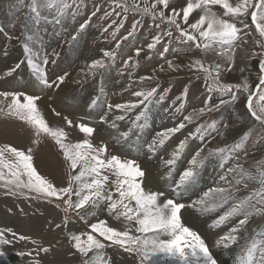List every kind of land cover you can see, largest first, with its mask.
I'll list each match as a JSON object with an SVG mask.
<instances>
[{"label":"snow or ice","instance_id":"obj_1","mask_svg":"<svg viewBox=\"0 0 264 264\" xmlns=\"http://www.w3.org/2000/svg\"><path fill=\"white\" fill-rule=\"evenodd\" d=\"M107 2L110 7L114 6L112 11L105 10L103 15H98L101 12L99 0H92L90 14L87 12V0H30L29 13L21 25L23 39L10 35V31L19 22V13L13 19L5 18L4 23H0V34L9 42L18 40L23 53V58L13 67L0 72V78L8 80L14 77L24 65L31 72L33 87L39 88L38 92L32 94L23 90H0V117L23 122L34 136L31 140L33 146L26 150L10 143H0V188L7 189L6 195L29 198L30 194H35L33 198L54 203L57 209L61 208V203L57 201H61L65 215L62 223L54 225L56 229L67 228V214L75 212L90 229L79 234L67 233L70 255L77 259L78 264H114L110 255L106 258L103 251L106 248L113 249L117 256L122 250L133 256L136 264H231L230 250L235 248L238 250L235 264H264V223L251 230L248 228L254 217L264 221V159L259 160L253 168L246 169L243 166L250 151L248 141L253 135L257 138L251 150L264 149V0H185L182 6L173 4L172 0H152L151 3L142 0L143 6L137 0H131V3L129 0ZM215 6H219L222 12L213 10ZM117 8L125 15L119 24L117 19H112L103 31L107 32L113 25H117L116 30L122 28L129 12L138 13L141 19H134L131 30L122 41L134 36L145 17L150 18L157 28L167 23L168 31L154 36L147 44V49L155 50L157 45H161L158 55L165 61L168 70L203 73L206 91L209 94L218 93L220 97L218 102L213 103L209 96L203 106L184 115L176 126L157 132L151 139L145 140L144 134L151 127V108L163 103L170 89H164L162 93H158L159 86L137 90L132 93L137 98L135 101L113 105L107 99L104 77L110 73L116 52L105 50L102 58L92 60L86 65L87 71L78 75L83 77L84 82L91 78L96 84L85 104V116L90 121L93 114L98 115L99 122L113 130L112 138L118 146L135 152L137 157L147 152L148 158L152 159L171 137L187 125L206 114L219 112L225 106L236 105L242 98L245 99V112H231V123L214 120L198 124L170 151L167 159H162L163 166L168 169L163 178L172 180L176 166L189 146V140L200 142L187 166L170 185L171 196L164 191L147 190L143 186L146 173L138 159L109 155L106 144L94 145L91 137L96 129L90 123L80 122L77 127L85 138L71 142L64 128L49 125L38 105L46 90H54V86L59 89L69 75L64 72L49 78L47 66L50 54L44 50L43 35H49L51 42L71 29L69 39L64 42L68 44L70 54L76 55L86 49L94 38L89 32L93 18L107 20L113 13L119 18L121 13L116 12ZM197 10L200 13L198 19L190 23V17ZM42 12H48L49 15H43ZM78 17L83 18L78 20ZM249 17L251 25L255 26L254 32L259 36L253 50L244 58L246 63L252 59L257 61L258 82L254 85L249 80L251 68H236L235 65L236 50L246 44L247 37L251 35V32L246 31L250 28ZM29 22L33 29L31 31ZM172 28L178 33L176 42L187 45V51L172 46ZM5 29H9V32ZM112 35H115V31ZM165 36L168 38L167 43H163ZM122 41L116 44V49L120 48ZM193 46L204 54L216 52L223 63L206 65L196 58L182 64L166 56L170 51L177 57L187 55ZM142 50L137 48L136 55L139 56ZM8 55V48L0 47V56ZM51 56V64L56 65L60 53L53 50ZM131 59L129 57V61ZM159 67L161 71L165 70L164 65ZM127 69L128 61H125L121 74ZM235 71L242 74L240 82H225V75ZM97 74L100 76L98 81ZM139 79L143 82L156 77ZM195 79L200 77L197 75ZM190 87L191 80L182 86L180 94L171 101L170 107L175 106L173 116L184 111ZM177 101L180 102L179 106H176ZM138 108L140 111L129 120V114ZM52 111L57 116L61 115L55 109ZM245 116L251 121L250 124L245 123ZM64 120L67 125H73V120L67 116ZM125 121L129 127L121 130L120 122ZM240 126H244L245 130L239 133L233 143L208 146L217 136L224 139L230 128L235 130ZM42 135L54 141L63 157L61 166L65 168L66 175L62 185H57L53 179L41 174L34 164V146L39 145ZM205 150L206 154L202 155ZM210 161H214L212 167L218 170L219 181L225 186L208 188L187 205L181 202V198L187 197L189 192L199 187L203 170ZM250 184L254 186L249 188ZM241 188L248 191L243 196H236L235 193ZM186 207H191L200 215L224 209L210 225L215 231L231 224L217 236L213 244L224 257L223 260L213 254L198 232L185 225L182 211ZM8 211L11 213L12 209ZM101 213L121 221L123 230L109 226L107 219L99 218ZM90 217L97 219L89 224ZM19 242H30L35 246L15 253L19 257H30V264H44L42 255L52 251V246H43L38 239L20 234L11 227H0V264L7 260L4 249Z\"/></svg>","mask_w":264,"mask_h":264},{"label":"rangeland","instance_id":"obj_2","mask_svg":"<svg viewBox=\"0 0 264 264\" xmlns=\"http://www.w3.org/2000/svg\"><path fill=\"white\" fill-rule=\"evenodd\" d=\"M137 2L141 3V6H143L142 0H137ZM151 2L152 0H149V3ZM174 2L177 3V6L184 4H179L176 1ZM87 3V12L90 14V12L92 11V0H87ZM129 3H131V0H129ZM29 4L30 0H0V23H4L5 18L9 20L13 19V17L17 13H19V22L16 24L15 29L10 31L11 36H19L21 39H23V36L21 35V25L24 23L25 17L29 13ZM99 4L101 5V12L98 13V15H103V12L105 10L112 11V7H114H110L107 0H99ZM213 10L217 11L218 13L222 12V9H220L219 6H215ZM116 12L121 13V16L119 18L115 16V13H113V15L107 20H97L96 18H93V24L90 27L89 32L94 38L91 40L90 45L86 49L82 50L76 55L70 54L71 50L68 44L64 42L65 40L69 39V33L71 32V29H69L67 33H62L61 38L53 39L51 40V42H49V35H43V39L45 42L44 50L50 54V62L47 66L49 78L51 79L54 75L63 74L64 72H67L69 74L65 83L61 85V88L64 87L65 90L68 92L66 98L63 100V103H65V107L60 106L56 99L49 98L50 103H52L51 109L54 108L55 112H59L61 114L60 117L67 116L69 119H72L74 121V126H69L64 120V122L66 123L65 127L67 126L66 128L70 130V132L67 131L68 139L71 136V130L76 129L75 126L77 127L80 122L90 123L96 129V132L94 134L96 135L95 139H97V144L99 146L101 145V143L106 144L108 148V153L110 155H118L122 158L127 157L132 159H138L141 168L145 170L146 173H148V175H145L144 181L147 179V177H149L151 179V182L153 183L154 188H152L151 191H164L169 196H171L172 193L169 191L170 185L178 178L181 171L187 166L186 163H188V160L191 157L194 149H196L200 145V142L189 140V146L183 154L181 160L178 162L176 169L173 173L172 180H165L163 178L164 174L168 171V169L163 166L162 159H167L170 151L187 135L188 132L193 131L198 124H203L205 122H210L214 120L218 122L227 121L231 123L229 119L231 112H245V99L242 98L236 105L225 106L219 112L206 114L200 117L194 123L187 125L185 129L181 130V132L171 137V139L165 143L164 147L159 150L156 156L152 159L148 158L149 154L147 152H142L137 157L135 152L128 151L127 149L118 146L112 138L113 130L109 129L105 124L100 123L98 115L93 114V118L90 121L85 116V104L88 100L89 94L92 93L94 88L96 87V84L95 82L91 81V78H89L88 82H84L83 77L81 75H78V73H81L82 71H87L86 65L92 60L102 58V53L105 50H112L116 52L115 62L111 67L110 73L104 77V87L107 93L108 102L115 105L117 103L135 101L137 98L134 97L132 93L141 89H151L152 87L159 86L158 93H162L164 89H170L166 100L163 103L157 106H153L151 108V127L144 134L143 138L145 140L151 139V137L155 133L159 132L157 131V129H160L161 127H159L158 125H163L165 123L167 128L174 127L183 119L184 115H187L193 109H197L203 106L206 98H208L209 96L213 103L218 102L220 97L218 93L209 94L206 91L203 73H197L195 71L189 72L187 70H181L180 72H173L168 69L164 71L160 70V65H164V68L167 67L165 61L158 55V52L161 50L162 46L157 45V48L155 50H149L147 49V44L151 42L154 36L168 31L169 26L167 25V23L161 24L160 28H157L150 18L145 17L143 18L142 25L138 27L134 36L130 37L128 40L122 41V38L131 30V25L133 24L134 19H141V17L138 13L129 12L126 14L127 20L124 21L122 28L116 30L117 25H113L112 28H109L107 32L103 31V29L111 23L112 19H117V24L120 23V20L123 18L125 13H123L122 10L119 8L116 9ZM42 14L49 15L48 12H42ZM199 14V10H197V12L194 14L196 19H198ZM82 18L83 17H78L77 19L79 20ZM192 18L193 17L189 19L190 23L194 22V19ZM157 23H159V21H157ZM248 23L250 24V28L246 31L251 32V35L247 37V43L236 50L235 65L236 68H239L241 66L251 68L249 80L254 85L258 82L256 79V71L258 67L257 61L255 59H252L250 62L246 63L244 58L248 54L247 52L245 53V49L247 48L248 42L252 41L254 45L255 41L259 38V36L258 33L254 32L255 26L251 25L250 17L248 18ZM43 27L44 25L42 24L41 29H43ZM29 30H33L30 22ZM5 31L9 32V29H5ZM50 31L51 28L49 27V32ZM114 31L115 35L113 36L112 33ZM172 32V46L174 48H179L184 51H187V45L178 44L176 42L175 37L178 35V33L175 31L174 28H172ZM167 39L168 38L165 36L163 38V43H167ZM121 41L122 43L120 48L116 49V44ZM0 47H7L9 53H15L17 51V54H20V58H23L20 43L16 39H13L11 40V42H9L5 39L4 35L0 34ZM72 48L74 49L75 45H73ZM137 48L143 49L140 52L139 56H137L135 52ZM53 50L60 53L56 65L51 64V53ZM166 56L168 59L174 60L175 63L182 64H187L190 62L191 59L196 58L201 59L206 65H211L214 62L223 63V61L218 57L216 52L204 54L199 50H196L194 46L192 47L191 52H189L187 55L182 54L177 57L174 56L173 53L170 51L168 54H166ZM129 57L132 58L130 61ZM125 61H128V69L124 71L123 74H121L120 70L124 68ZM25 70L30 71L27 67ZM197 75L200 77V79H195ZM152 76H155L156 79H149L143 82H141L139 79L140 77ZM241 77L242 74L238 71H235L226 74L224 77V81L228 83H236L240 82ZM99 79L100 76L99 74H97L96 80L98 81ZM78 80L82 82L77 83L76 81ZM189 80H191V87L189 89L186 107L182 113L173 116L175 106L170 107L171 101L177 95L180 94L182 86L188 83ZM129 84H131V87H129ZM179 103L180 102L177 101L176 106H179ZM76 105L77 107L74 109ZM165 109H168V111L166 112ZM139 111V108L134 110V112L129 114L128 119L130 120ZM116 114L121 113L117 112ZM109 119H111V117ZM7 121L14 124L15 126L19 125L15 120ZM7 121L6 119L0 117L1 124H4V122L8 124ZM245 123H251L247 116H245ZM127 127H129V125L126 121L120 122L121 130H126ZM20 129L21 128H19V130ZM27 130L31 129L27 128ZM244 130V126L237 127L235 130H232L230 128L229 132L226 135V138L221 139L219 136H217L216 139L212 140L208 146L215 147L224 146L225 144H231L236 140L239 133ZM23 132H26V130ZM256 138L257 137L253 135L248 141V147L250 151L248 156L245 157V161L243 162V166L246 169L253 168V166L256 165L259 160L264 159V149L256 151L251 150ZM39 144L40 145H36V147L34 146L35 150L37 149L40 151H38L36 154L44 156L49 162V164H51V152L54 153V155L58 156V148L51 140L47 141V145L49 144L48 146L44 145L43 137H41ZM44 146H46L45 149ZM206 151L207 150H205V153H202V155L206 154ZM58 158L59 163L54 167H56L57 169V175L59 177L63 176V178L65 179L66 171L65 168L61 166L63 159L61 157ZM213 163L214 161H210L209 164L206 165L205 169L203 170V174L210 175H208V177L205 176V182H200V187H198V189L201 188V183H203L204 185L206 184V187L202 186L203 188H206V190L211 187L225 186L222 182L219 181V176L217 174L218 170L213 169ZM228 166H231V164H229ZM202 178L204 177L202 176ZM151 186L152 185H150L148 188H150ZM253 186L254 185L250 184L249 188ZM247 191L248 189L241 188L239 192L235 193V195L243 196L246 194ZM6 192L7 189L0 188V216H2V219L0 218V227H11L14 231L20 234L31 236L33 239H38L43 246H52L51 253L42 255L44 264H78L77 259L70 255V245L67 240V233L74 232L76 234H79L81 232L90 230L88 226L79 219V216H77L75 212L70 211L67 214L69 216V223L67 228L62 227L61 229H56L54 225L56 223H62V219L65 215V213L62 211L64 205L61 201H57L61 203V208L57 209L54 203L50 204L43 199L33 198L35 194H30L29 198H25L18 195H6ZM201 194L202 191L200 192V194H197V196ZM194 196L195 195L191 194L187 197H183L181 198V202L187 205L192 199L197 197ZM9 208L12 209L11 213L8 211ZM20 209H23V211L21 212ZM223 210L224 209H221L218 212H212L206 215L198 214L191 207H186L182 211V219L185 225L198 232L201 237L205 239L206 243L210 247V250L213 251V254L218 256L222 260L224 259V257L221 255L219 250L213 247V244L217 236L225 232L227 228L231 226V224H226L224 227L217 228L215 231H213L210 225L212 221ZM81 214H83V210H81ZM99 218L107 219L109 226L116 227L119 230H123L122 222L116 221L114 218L109 217L107 213H101L99 215ZM262 223H264V221H262L260 218L254 217L248 225V228L249 230H251L253 227H259ZM8 247H10L9 250H4L7 252V255L10 254L9 256L13 257V255L11 254H15L19 251H26L34 248L35 246L32 245L30 242H19L15 246ZM103 251L106 253V258L109 255L112 257L114 264H136L134 257L123 253L122 250L119 256L115 255L113 253V249L111 248H106ZM237 251L238 250L235 248L230 250L231 264H235V257L237 255ZM30 260V257H19L15 254L14 259L7 258L6 261L8 262L7 264H30Z\"/></svg>","mask_w":264,"mask_h":264},{"label":"bare ground","instance_id":"obj_3","mask_svg":"<svg viewBox=\"0 0 264 264\" xmlns=\"http://www.w3.org/2000/svg\"><path fill=\"white\" fill-rule=\"evenodd\" d=\"M174 1L178 2L179 4L180 3H185V0H183V1L173 0L172 2L175 5H177V3H175ZM233 2H234V0H233ZM178 6H182V5H178ZM195 13H193L192 16H191V17H193L192 19H194V21L196 20L195 15H194ZM191 17H190V19H191ZM253 48H254L253 42L252 41L248 42L247 48L245 49V53L246 52L247 53L251 52L253 50ZM16 54H17V51L15 53H9V55L7 57L0 56V72H4V71L8 70L10 67H13L15 65V63L18 62L21 59L20 58V54L19 55L18 54L16 55ZM25 69H26V66L22 65L21 69L18 70V73L16 75H14V77H12V78H10L8 80H4L3 78H0V90H8V91L23 90V91H26L28 94H32L34 92H38L39 88L38 87H33L31 72L28 71V70H25ZM165 70H167V67H165ZM67 94H68V92L65 90L64 87H62V88L60 87L59 89H55V87H54V90H52V89L46 90L42 94L41 100L38 102V105L41 108V110L43 112V115H44L45 119L47 120V122L49 123V125L52 126V127L64 128L66 133H67V131L70 132V130L66 128L67 126L65 127L66 123L64 122V117L57 116L52 111V109H51L52 103H50L49 98L56 99L60 106H64L65 103H63V100L66 98ZM76 107H77V105L74 107V109ZM7 123L8 124H6L5 122H4V124L0 123V143H10V144H12L15 147H18V148L24 149V150H26V148L29 147V146H33L31 144V140H32V138L34 139V136L32 135L31 130H27V128H29V127H26L27 125L23 124V122H20V121H17V123L19 124L18 126H15L14 124H12V123H10L8 121H7ZM158 126L161 127L160 129H157V131H159V132L161 130H164V129L167 128L165 123L163 125L160 124ZM19 128H21L20 129L21 132H20ZM75 128L76 129L71 130L72 133H71L70 137L73 140L70 137H69L68 140L71 141V142L82 141L85 138L84 134H82L79 131L78 127L75 126ZM25 130H26V132H23ZM41 137H43V142H44V145H46V146L49 145V144L47 145V141H49V140H51L54 143V141L48 136H43L42 135ZM93 138H94V140H93ZM95 138H96V135L94 134L91 137V140H93V144L94 145L99 146L97 144V139H95ZM46 146H44V149H45ZM38 151L39 150H37V149L34 151V164L37 166V170L40 171L41 174L48 176L50 179H53L57 185H62V182L64 181V178H63V176L59 177L57 175V169H56V167H54V166H56L59 163V161H58L59 158L58 157H61L63 159L62 155L59 153V150L58 151L56 150L58 152L57 153L58 156L54 155V153L51 152L52 155H51L50 159L52 160L51 162L53 163V165H52V163L49 164V162L46 160V158L44 156L36 154ZM58 171H60V170H58ZM146 175H148V173H146ZM208 175H210V174H207V175L203 174L204 178H202L201 182H205L204 180H205L206 177H208ZM150 185H152V186L150 188H148ZM205 185L203 183H201V188L202 189L201 188L200 189L197 188L195 191L189 192L188 195L193 194V195H195L194 197H196L197 194H200L201 191L203 193V191H205L206 188H203L202 186H205ZM143 186L147 190H152V188H154L153 183L151 182V179L149 177H147V179L144 181V185ZM199 187H200V185H199ZM1 217L2 216H0V218ZM96 219H97L96 217H90L89 221H88L89 224L92 223V222H95ZM5 249L9 250L10 247H7ZM9 255L10 254L7 255V258L14 259L15 254H11V255H13V257H11ZM7 263H8L7 261L3 262V264H7Z\"/></svg>","mask_w":264,"mask_h":264}]
</instances>
